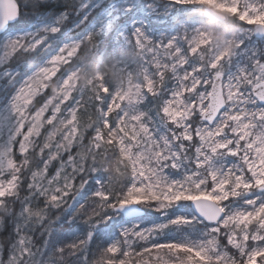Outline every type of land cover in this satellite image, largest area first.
Segmentation results:
<instances>
[{"label":"snow or ice","instance_id":"6c2138e0","mask_svg":"<svg viewBox=\"0 0 264 264\" xmlns=\"http://www.w3.org/2000/svg\"><path fill=\"white\" fill-rule=\"evenodd\" d=\"M0 264H264V0H0Z\"/></svg>","mask_w":264,"mask_h":264},{"label":"trees","instance_id":"16d2710c","mask_svg":"<svg viewBox=\"0 0 264 264\" xmlns=\"http://www.w3.org/2000/svg\"><path fill=\"white\" fill-rule=\"evenodd\" d=\"M99 68L102 73H106L107 79L112 82L111 78H113V76L111 77V71H109V69L105 66V64H100ZM89 71L92 72V69L90 68Z\"/></svg>","mask_w":264,"mask_h":264},{"label":"rangeland","instance_id":"374dc122","mask_svg":"<svg viewBox=\"0 0 264 264\" xmlns=\"http://www.w3.org/2000/svg\"><path fill=\"white\" fill-rule=\"evenodd\" d=\"M108 69H109V67H107ZM99 70H100V68H99ZM110 71V70H109ZM100 72H101V70H100ZM89 74H91V72L89 71ZM113 76V78H111V80H112V82L113 83H118L119 82V75L117 74V73H113L112 71H111V77Z\"/></svg>","mask_w":264,"mask_h":264}]
</instances>
